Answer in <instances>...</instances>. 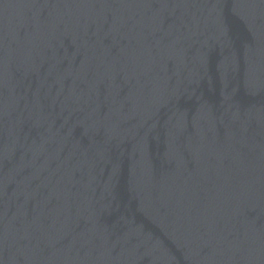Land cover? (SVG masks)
<instances>
[{
  "label": "water",
  "instance_id": "1",
  "mask_svg": "<svg viewBox=\"0 0 264 264\" xmlns=\"http://www.w3.org/2000/svg\"><path fill=\"white\" fill-rule=\"evenodd\" d=\"M0 264H264V0H0Z\"/></svg>",
  "mask_w": 264,
  "mask_h": 264
}]
</instances>
